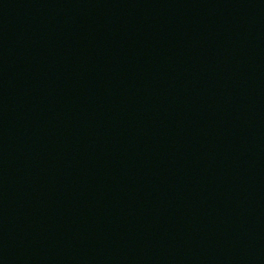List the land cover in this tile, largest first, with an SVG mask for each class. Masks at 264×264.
<instances>
[{"label": "water", "instance_id": "water-1", "mask_svg": "<svg viewBox=\"0 0 264 264\" xmlns=\"http://www.w3.org/2000/svg\"><path fill=\"white\" fill-rule=\"evenodd\" d=\"M0 264H264V0H0Z\"/></svg>", "mask_w": 264, "mask_h": 264}]
</instances>
